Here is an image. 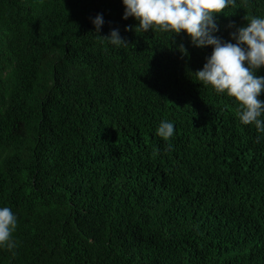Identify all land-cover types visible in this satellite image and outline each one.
<instances>
[{"label": "trees", "instance_id": "trees-1", "mask_svg": "<svg viewBox=\"0 0 264 264\" xmlns=\"http://www.w3.org/2000/svg\"><path fill=\"white\" fill-rule=\"evenodd\" d=\"M123 11L0 0V206L17 217L0 264H264V134L191 74L211 48L135 32ZM225 11L229 41L264 0ZM112 29L128 45L101 43Z\"/></svg>", "mask_w": 264, "mask_h": 264}, {"label": "clouds", "instance_id": "clouds-1", "mask_svg": "<svg viewBox=\"0 0 264 264\" xmlns=\"http://www.w3.org/2000/svg\"><path fill=\"white\" fill-rule=\"evenodd\" d=\"M122 19L137 21L135 32L159 31L174 37L183 33L191 46L197 49L211 48L203 67L191 73L204 87L234 98L239 123L254 125L257 133L264 134V101L258 97L264 92V76L257 73L264 69V15L246 16V24L236 27L230 40L221 39L217 18L226 15V9L234 7L236 0H121ZM98 34L104 24L102 14L91 19ZM233 27V25H229ZM128 31V28H125ZM101 43L116 48L127 44L118 29H112L105 37L97 35ZM177 50L187 55L183 44ZM155 135L168 141L174 135V122L161 120ZM259 139V136L257 137ZM17 217L8 206H0V247L11 251L16 247L13 233Z\"/></svg>", "mask_w": 264, "mask_h": 264}]
</instances>
